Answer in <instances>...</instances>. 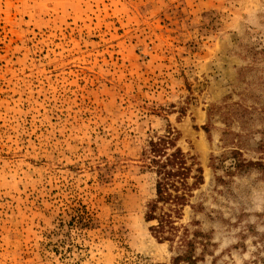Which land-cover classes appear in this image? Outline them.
Returning a JSON list of instances; mask_svg holds the SVG:
<instances>
[{"label":"rangeland","instance_id":"rangeland-1","mask_svg":"<svg viewBox=\"0 0 264 264\" xmlns=\"http://www.w3.org/2000/svg\"><path fill=\"white\" fill-rule=\"evenodd\" d=\"M169 127L198 264H264V0H0V264H173L141 156Z\"/></svg>","mask_w":264,"mask_h":264},{"label":"trees","instance_id":"trees-1","mask_svg":"<svg viewBox=\"0 0 264 264\" xmlns=\"http://www.w3.org/2000/svg\"><path fill=\"white\" fill-rule=\"evenodd\" d=\"M177 142V131L169 127L163 135L150 138L141 154L143 166L155 175V198L146 205L145 221L153 224L149 230L159 242L180 243L182 251L173 258V264H198L196 247L199 237L205 236L195 232L191 237L179 222L184 210L193 208L195 192L204 185V172L197 159L185 153ZM259 166L264 169V165ZM75 220L81 229L93 227L94 219L88 215Z\"/></svg>","mask_w":264,"mask_h":264}]
</instances>
